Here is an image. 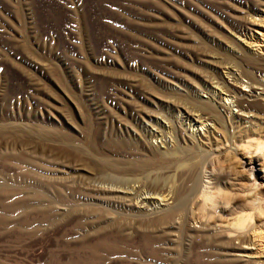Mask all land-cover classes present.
I'll list each match as a JSON object with an SVG mask.
<instances>
[{"label": "rangeland", "instance_id": "obj_1", "mask_svg": "<svg viewBox=\"0 0 264 264\" xmlns=\"http://www.w3.org/2000/svg\"><path fill=\"white\" fill-rule=\"evenodd\" d=\"M261 2L262 0H0V264H177V261L178 264H234V260H231L233 258H226L225 262L212 259L213 263L208 262L209 252L206 251L210 250V243L217 239L205 229V219L199 216L196 209L193 210L192 204L186 205L188 209L183 210L185 214L182 212L183 215H179L181 217L177 216L179 220L160 219L159 215H163L175 202L161 199L160 196L164 195L162 190L152 189L150 183L167 189L166 184L172 181L169 188L177 181V185L180 178L178 174H175L178 178L174 177V172L177 173L175 170L168 172L167 176V171L164 172L155 166L157 163H151L149 159H155L153 156L158 155L159 148V154L163 151L162 155L167 153L165 156H171L174 149L190 144H185L183 133L187 136L191 133L203 135L205 127H200V123H196L195 127L189 125V122L185 123L180 112L186 107L194 111L200 110L194 105L193 99L207 100L205 97L210 95V89L205 88L206 82L211 84L208 85L209 88L212 85L217 87L216 82L222 81L220 72L228 77L225 74L227 70L237 68L238 72L234 71L240 78L241 88L251 90L248 85L250 81L242 76L239 62L226 53L239 52L236 41H241L245 35L237 29L236 24L243 22L244 18H251L256 9H262ZM255 16L253 15L257 19L258 16ZM181 35L187 39H182ZM235 37L236 41L233 39ZM205 40L204 44H200ZM189 49H194L195 52L187 51ZM201 50L209 52L211 59L202 58V62L197 60L199 54L196 51ZM240 51L242 53V49ZM204 60L218 63L213 65L218 68V73ZM257 71L253 70L255 78L264 83V72ZM255 85V90L260 95L262 87L259 88L258 83ZM214 90L216 89L211 88L210 91ZM231 98L227 103L236 114L238 108ZM219 110L227 117L224 108ZM255 113L257 121L253 127L258 126L259 130H256L259 133H251L241 139L238 138L240 129L237 121L230 122L228 118L224 119L225 123L208 121L206 128L213 131L215 128V136L220 138L222 135L224 139L218 141L209 134L207 136L211 138L210 143L207 140L202 143L200 137H194V145L190 146L189 153L184 156L186 161H182L188 163V167L192 162L199 168L204 164L211 174L214 170L213 181L215 179V183L223 191L241 186L245 188L246 195L241 194L232 204L236 207L252 197L247 194L251 183L248 176L252 172L247 163L255 166V173L264 174V149L261 151L258 146V142L264 146V111ZM180 122H183V128ZM249 126L244 124L240 128H252ZM165 129L168 130L165 132ZM182 129L186 131L182 133ZM198 129L203 130L199 132ZM93 136L96 137L95 140ZM112 138L114 141L117 138V143L130 148L129 151L134 155L130 159H136L138 154V161L132 164L129 158L121 156L103 161L99 156L100 150L108 146L111 149L110 145L114 143ZM149 142L154 143L155 147ZM72 143L76 146L73 147ZM88 145L91 146L90 152ZM140 145H144L143 149ZM153 149L156 150L155 153ZM142 150L151 157L145 155L148 158L145 160ZM94 151L98 155L91 154ZM135 163L138 165L134 166ZM168 165L174 167L178 164L172 160ZM119 167L125 169L123 173L118 175L112 172ZM154 173H158V183L155 182L154 177L157 175ZM161 173L162 177L159 176ZM187 173L188 170L182 178L184 192L189 188L186 178L190 179V174ZM91 186L97 190L94 192ZM103 186H120L119 189L123 188L124 191L121 189L120 194H106ZM129 189L139 197L138 200L130 191L125 192ZM157 190L160 194L158 196L154 194ZM257 191L262 194L260 196L264 204V182ZM97 194L103 198L97 197ZM152 196L157 200L148 202ZM115 197L122 201V205ZM93 203L102 208L92 205ZM134 203L138 206L133 205ZM149 203H152L151 206ZM123 204L129 206H126L129 211ZM112 207L113 210L110 211ZM189 207L193 208L194 213ZM138 208L143 209V212ZM134 214L138 215L137 220ZM113 220L115 221L112 222ZM250 222V225L257 222L260 226L257 231L264 232V213ZM200 224L204 226V230L199 227ZM113 225L119 230H115ZM244 232L245 230L240 231ZM202 236H208V239L203 240ZM236 238L238 234L232 233L231 240L235 245L247 247L252 244L250 248L253 247V251H256V257L261 253L258 259L255 258V262L259 260L257 264L264 259V238L252 237L251 241L247 240V244H241L240 239ZM213 243L218 245L219 242ZM205 247H208L207 250ZM198 252L207 258L206 261ZM194 258H199V261ZM235 263L242 264V261ZM247 263L252 264L243 262Z\"/></svg>", "mask_w": 264, "mask_h": 264}, {"label": "bare ground", "instance_id": "obj_2", "mask_svg": "<svg viewBox=\"0 0 264 264\" xmlns=\"http://www.w3.org/2000/svg\"><path fill=\"white\" fill-rule=\"evenodd\" d=\"M261 6H262V9H256L255 11H253V15H256L255 17H257L258 16V18L256 19V18H254L253 17V15H252V17L251 18H244L243 19V22H241V23H237L236 24V27H237V29L238 30H240V31H242V32H244V35H245V38H243L241 41H236V37L235 38H233V39H235V41L237 42L235 45H236V47L238 46V48H239V52H241L240 50L242 49V53H239L238 52V50L236 51V52H233L232 51V53H226L227 54V56H230V58H232V57H234L235 58V61L237 60V62H239V66H240V68L242 69V76L243 77H246L247 79H248V81H250V84H248V85H250V87H251V90H249V91H246V90H243L242 88H241V86H240V78H239V76H237V74L235 73V71L234 70H237V68H235L234 70H227V68L225 69V71L227 70V73H225V74H227L228 75V77H226L225 75H223L222 74V72H220V75H221V77H222V81L221 82H216V84H215V82H214V84L215 85H217V87H213V85L212 86H210V88L208 87V85H211V84H209V83H207L206 82V89L207 90H211V88H214V89H216V90H214V92L213 91H210L209 90V94L210 95H208V97H205V98H208L207 100H196V99H193L194 100V102H195V104L194 105H196L197 107H199V109L200 110H196V111H194V110H191L190 108H187L186 107V109H184L182 112H180V114H181V118H184V121H185V123H188L189 122V125H192L193 127H195V125H196V123H200V127L202 126L203 128L205 127V129H206V131L203 133V135H201V133L200 134H198V135H192V133H191V135H188L187 136V134L185 133H183V132H185L186 130L184 129H182V135H183V138H184V142H185V144H186V142H188V143H190V144H186L185 145V147H180V148H176V149H174L173 151H174V153H172L171 154V156H165V155H162V153H163V151L161 152V154H159V151L161 150V148H159L160 150H158V155L156 154L155 155V157L153 156V158H155V159H153V160H150L149 159V161H151V163H157L155 166H157V167H159V168H161V169H163L164 170V172H166V174L168 173V172H174V170L175 171H177V173H175L174 172V177L176 176L175 174H178V176H179V178H180V181H181V183H180V181L178 180V184L176 185L175 183L177 182H175L173 185L171 184V186L168 188V185H169V183H171V182H169L168 184H166V182L164 181V180H166V179H164L163 180V182H165V184L167 185V189L164 187V186H162L161 185V188H160V186L158 185V184H154V183H150L151 184V188L152 189H154V188H159V191L160 190H162V192L164 193V195H162V196H160V198L162 197L163 198V200H166L167 201V199L168 200H172L173 202H175V206L173 205L170 209H168L169 207H167V209L168 210H166L164 213L162 212L163 210H161V214L163 213V215H159V216H161V220L162 221H168V220H173V219H177V220H179L178 218L179 217H181V216H179L180 214H182V212H183V210H185V208H186V210L188 209L187 207H186V205L187 204H192V206L191 207H193L194 206V209L193 210H197V212H198V214H199V216L202 218V219H205V221H206V223H204L205 224V229L207 230V231H209L217 240H218V242H217V240H213L211 243H210V241L208 242V240H207V242L208 243H210V245L211 246H213V247H215V248H213V249H215V251L216 252H214V250L210 247V245H209V248H210V250L208 249H206V248H208V247H205V250H207L206 252H209V256H208V262L209 261H211V259L212 260H215V261H217V262H223L226 258L227 259H230V258H233V259H231V260H234V262H232V263H234V264H236L235 263V261L237 262V261H242V264H243V262H251L252 264H257L258 262H259V260L257 261V262H255L256 260H255V258H257V257H260V256H258V255H260V254H258L257 255V257H256V251L254 252L253 250V247L252 248H250L251 247V245L250 246H248L247 245V247H245V246H241V245H235L234 244V242L231 240V238H232V233H237L238 234V238H236L237 240H239L240 239V242H241V244H245L246 242H247V240H250L251 241V238L252 237H260V238H264V232L263 231H257V228L258 227H260V226H258L259 224H257V222H256V224L255 225H250V221H253L254 219H257V217L259 218V216H261V215H263V207H262V204H263V199H261L262 197L260 196V195H262V194H258V193H260V192H258L257 190H260V188H261V186H262V183L264 182V174H259V173H255L254 172V170H255V166L252 164V163H250V162H248L247 164L248 165H250V167L252 168V172H251V174L248 176L249 177V180L251 181V183H250V185L248 186V187H250L249 189H247V191H248V193L247 194H249L250 196L252 195V197H251V199L248 201V200H244V202L243 203H241L240 205V207H239V205H238V207H236L235 206V204H234V206L232 205L233 203H234V201H235V199L236 198H239L238 196H240L241 194H243V195H246L245 193H246V189L245 188H241V187H238V188H233V189H229V191H223L222 190V188L221 187H219V185H217V183H215V179H214V181H213V178H212V175H213V173H215V172H213L212 171V174H211V171H209L207 168H205V167H207L206 165H202V167H197L195 164H193V163H195V162H192V163H190V164H192L190 167H188L187 165H189L188 163H182V161H186V160H184V159H186L184 156L186 155V154H188L189 153V151H190V148L192 147V145H194V142H195V140H194V137L195 138H199L200 139V141L202 142V143H204L205 142V140H207V141H209L208 143H210V141H211V138H209V134H211V136H213V137H215L216 139H218V141L219 140H223L224 139V136H220V138L217 136H215V135H217V134H215V128H214V131L211 129V128H209V127H207L206 128V126H208L209 124H208V121H211V120H214V122H217V121H219V122H221V123H225V118H228L229 119V121L231 122H235V121H237V123L239 124V136H238V138L239 139H241V138H245V137H248V135L249 134H251V133H253V134H255L256 132L257 133H259L257 130H256V128L258 127H253V125L254 124H256V119L255 118H257L256 116H255V112L256 111H264V83L263 82H259L256 78H255V74L253 73V70L255 71V69H257L258 71L259 70H262L263 72H264V0H262V2H261V4H260ZM250 14H252V13H250ZM242 19V18H241ZM180 33V32H179ZM183 35V34H182ZM181 35V36H182ZM180 37V36H179ZM183 37V36H182ZM239 37V36H238ZM241 37V36H240ZM181 38V37H180ZM197 38V37H196ZM195 38V39H196ZM203 38V37H202ZM182 39H187V38H185V36L182 38ZM193 39H194V37H193ZM200 39V37L198 38V40ZM205 39V38H204ZM203 39V40H204ZM197 40V39H196ZM195 40V41H196ZM232 40V39H231ZM190 41V40H189ZM207 40H205V41H201L200 42V44L202 43V44H204V42H206ZM196 42H199V41H196ZM232 42V41H231ZM183 43V42H182ZM190 43V42H189ZM194 43V42H193ZM192 43V44H193ZM234 43V42H233ZM196 44H198V43H196ZM200 44H198L200 47L202 46V45H200ZM207 44V43H206ZM188 45V44H187ZM190 45V44H189ZM194 45H195V43H194ZM184 46H185V44H184ZM196 46V45H195ZM206 46H208V45H206ZM206 46H204V47H206ZM217 47V46H216ZM195 49V48H194ZM193 49V51L195 52V50ZM197 49V48H196ZM207 49V48H206ZM198 50H199V48H198ZM204 50V49H203ZM203 50H201V51H196V53H198L199 54V56H197V60H200L201 61V59L202 58H204V59H211V57H212V55L209 53V52H207V51H203ZM209 50V49H208ZM187 51H192V49L190 50H187ZM192 51V52H193ZM215 51H216V49H215ZM218 52V51H217ZM220 58H222V57H220ZM219 58V59H220ZM216 59V58H215ZM223 60V59H222ZM222 60H220L221 61V63H222ZM203 61V60H202ZM201 61V62H202ZM204 62L205 63H207V64H209L211 67H213V65L215 66V65H218V63H216V64H214V61L213 60H204ZM215 62H218V60H215ZM225 62V61H224ZM220 64V63H219ZM225 66V65H224ZM223 67V66H222ZM229 67V66H228ZM230 68V67H229ZM233 68V67H232ZM213 69V71L214 72H217L218 73V68H216V67H213L212 68ZM258 71H257V73H258ZM237 72H238V70H237ZM241 72V71H240ZM239 74H241V73H239ZM242 77V78H243ZM207 80H209V79H207ZM213 81V80H212ZM255 83H258V85H259V88H261L262 87V93L260 94V95H258V93H257V90H255V89H257L256 87H258V86H256L255 85ZM213 84V83H212ZM243 85V84H242ZM254 85L256 86V87H254ZM203 87V86H202ZM249 87V86H248ZM258 88V89H259ZM159 89V88H158ZM213 90V89H212ZM154 91V90H153ZM196 92H197V90H195ZM156 92V91H155ZM198 93V92H197ZM165 96V95H164ZM196 96V95H195ZM197 96H198V94H197ZM199 97V96H198ZM223 97H225V98H223ZM230 97H232L233 99H234V101H233V103H236V105H235V107H237L238 108V110H237V112H236V114H234L232 111H234V110H232V108H230V105L227 103V101H229L230 99ZM165 98V97H164ZM169 98V97H168ZM231 98V99H232ZM203 99V98H202ZM232 99V100H233ZM166 100V99H165ZM224 100V101H223ZM167 102H168V100H167ZM168 103H170V102H168ZM172 103V102H171ZM232 104V103H231ZM166 105V104H165ZM177 107H179V106H177ZM175 108V107H174ZM221 108H224L225 109V111L227 112L226 114H227V117L225 116V114L224 113H221L220 112V110L219 109H221ZM172 109V108H171ZM175 110H177V109H175ZM224 111V112H225ZM180 117V116H179ZM221 118H223V119H221ZM203 119V120H202ZM201 120V121H200ZM236 123V124H237ZM168 124V123H167ZM179 124V123H178ZM181 124H183V122L181 123L180 122V125ZM244 124H249L250 126L249 127H252V128H247V129H245V127H241L240 128V125H243L244 126ZM179 125V126H180ZM185 125V124H184ZM213 125H215V124H213ZM231 125H232V123H231ZM235 125V124H234ZM246 126V125H245ZM160 127H162V126H160ZM213 127V126H212ZM215 127V126H214ZM237 127V126H236ZM159 128V127H158ZM181 128H183V125H181ZM161 129V128H160ZM258 129V128H257ZM163 130H164V128H163ZM166 130H168V129H165V132H166ZM200 130H203V129H198V131L200 132ZM259 130V129H258ZM89 131H90V129H89ZM160 131V130H159ZM157 132V131H156ZM263 132V131H262ZM89 132L87 131V134H88ZM152 133V132H151ZM171 133V132H170ZM90 134H91V132H90ZM143 134V133H142ZM145 134V133H144ZM158 134V133H157ZM213 134V135H212ZM86 135V134H85ZM94 135V134H93ZM148 135V134H147ZM152 135H153V133H152ZM166 135H167V133H166ZM207 135H209V136H207ZM90 137H91V135H89ZM154 136V135H153ZM158 136V135H157ZM74 137V136H73ZM72 137V139H74ZM87 137H88V135H87ZM143 137V136H142ZM146 137V136H145ZM150 137H151V139H152V136H151V134H150ZM156 137V136H155ZM162 137H163V135H162ZM162 137H161V139H162ZM94 140L96 139V137L94 138V136L92 137ZM105 138H106V140H107V137H106V135H105ZM117 138H118V136H117ZM117 138H115V140L116 141H114V139H113V141H114V143L112 142V144L110 145V147H112L111 149L110 148H108V147H106V148H104V149H101L100 151V153H101V155H99V156H101L100 158L103 160V161H110V158H112V157H117V156H121L122 158L123 157H127V158H129V157H134V155L132 154V151L130 152L129 151V147L127 148V147H124V146H122V144L119 142V143H117ZM120 138V137H119ZM144 138V137H143ZM147 138H148V136H147ZM147 138L145 139L146 141H147ZM164 138V137H163ZM214 138V139H215ZM67 139V138H66ZM68 139H70L69 137H68ZM67 139V140H68ZM155 139V138H154ZM160 139V138H159ZM76 140H77V138H75V142H76ZM90 140V139H89ZM105 140V139H104ZM122 140V139H121ZM126 140V139H125ZM153 140V139H152ZM163 140V139H162ZM260 140V139H259ZM92 142H93V140H91ZM100 141V140H99ZM127 141V140H126ZM126 141H124L125 143H126ZM129 141V140H128ZM132 141V140H131ZM134 141H136L135 139H134ZM138 141V140H137ZM145 141V142H146ZM148 141H150L149 140V138H148ZM164 141V140H163ZM194 141V142H193ZM204 141V142H203ZM225 141H226V139H225ZM261 141V140H260ZM74 142V143H75ZM95 142V141H94ZM93 142V143H94ZM116 142V143H115ZM122 142V141H121ZM123 142V143H124ZM140 142V141H139ZM139 142H137V147H138V151H139ZM71 142L69 141V144H70ZM74 143H72V145H74ZM78 143V142H77ZM102 143V142H101ZM101 143H99V144H101ZM104 143V142H103ZM107 143H108V141H107ZM129 143H131V142H129ZM149 143H151V144H154V143H152V142H149ZM220 143H221V141H220ZM89 144H91V143H89ZM96 144H97V146H98V143L96 142ZM132 144V143H131ZM135 144H136V142H135ZM148 144V143H147ZM150 144V146L152 147V145ZM71 145V144H70ZM107 145V144H106ZM144 145H145V143H144ZM144 145H142V146H144ZM149 145V144H148ZM222 145V144H221ZM76 145H74L73 147H75ZM88 146H90V145H88ZM103 146H105V145H103ZM102 146V147H103ZM132 146H134L133 144H132ZM131 146V147H132ZM141 146V145H140ZM142 146H141V148H142ZM150 146H148L149 148H150ZM191 146V147H190ZM258 146L259 147H261V148H259V150H263L264 149V146H263V144L262 143H260V142H258ZM72 147V148H73ZM123 147V148H122ZM136 147V146H135ZM148 147H147V149H148ZM154 147H155V144H154ZM160 147V146H159ZM217 147H219V146H217ZM77 148H78V145H77ZM76 148V149H77ZM87 148H90V150H89V152L90 151H92L91 150V146L90 147H87ZM99 148V147H98ZM141 148H140V150H141ZM157 148H158V146H157ZM156 148V149H157ZM221 148H223V149H225L223 146H221ZM74 149V148H73ZM100 149V148H99ZM143 149V148H142ZM88 150V149H87ZM95 150V149H94ZM135 150V149H134ZM144 150H146L145 148H144ZM151 150V149H150ZM217 150H218V148H217ZM137 151V150H136ZM143 151V150H142ZM152 151V150H151ZM169 151V150H168ZM88 152V151H87ZM144 152V151H143ZM142 152V153H143ZM147 153H148V151H146ZM153 152L155 153L156 152V150L154 151V149H153ZM98 152H96V154H95V151H94V153L93 152H91V154H95V155H98L97 154ZM135 153V152H134ZM141 153V152H140ZM154 153H152L153 155H154ZM221 153V152H220ZM262 153H264V151L262 152ZM88 154V153H87ZM215 154V153H214ZM222 154V153H221ZM93 155H92V157H93ZM135 155H136V153H135ZM140 155H142V154H140ZM144 156L145 155H147V154H145V152H144V154H143ZM178 155H181V156H178ZM218 155V154H217ZM137 156L139 157V155L137 154ZM147 156H149V154L147 155ZM147 156H145V160H146V158H147ZM172 156H174V157H172ZM187 156V155H186ZM91 157V156H90ZM138 157L136 158V159H138ZM141 157H143V156H141ZM149 157H151V155L149 156ZM191 158V157H190ZM125 159V158H124ZM123 159V160H124ZM130 159V158H129ZM135 158H132V159H130V161L129 162H131L132 164L134 163V162H137L138 160H134ZM144 159V158H143ZM143 159H141L140 158V160H143ZM148 159V158H147ZM125 160H127V159H125ZM139 160V161H140ZM172 160H175L176 162H177V166H169L168 165V162L169 161H172ZM188 160H189V157H188ZM191 160V159H190ZM122 161V160H121ZM124 162V161H123ZM146 162V161H145ZM142 163V161L140 162V163H138L139 165ZM144 163V162H143ZM180 163V164H179ZM137 163H135L134 164V166H137L138 165ZM187 164V165H186ZM145 165L147 166V164L145 163ZM151 165V164H150ZM155 169H156V167H154ZM159 168H158V170H159ZM155 169H153V172H154V170ZM123 170H125V169H122L121 167H119V169L118 170H113L112 172L114 173V172H116L115 174H117L118 173V175H119V173H123L124 171ZM188 170V173L187 174H190V179H188V178H186L187 179V181H188V183H189V188L184 192V187H185V185L183 184V182H182V178L185 176L184 175V172L185 171H187ZM102 172H105L104 170H101ZM100 171V172H101ZM263 172V170H260V172ZM150 172H152V171H150ZM156 172H157V170H156ZM159 172V171H158ZM161 172H162V170H161ZM102 174V173H101ZM153 174V173H152ZM155 174V173H154ZM162 174L163 173H161L159 176L160 177H162ZM121 175V174H120ZM149 176L151 175V174H148ZM157 175V176H156ZM165 175V174H164ZM171 175V174H170ZM172 175H173V173H172ZM135 176V175H134ZM153 176V175H152ZM151 176V177H152ZM155 176L156 177H154L155 178V182H157V179L156 178H158V173L157 174H155ZM166 176V175H165ZM167 176H168V174H167ZM137 177V176H136ZM148 177V176H147ZM164 177V176H163ZM177 177V176H176ZM150 178V177H149ZM154 178H152V179H154ZM173 178V177H172ZM171 177H170V179H172ZM178 178V177H177ZM104 179V178H103ZM124 179V178H123ZM151 179V180H152ZM148 180V179H147ZM160 180V179H159ZM99 181V180H98ZM101 181V180H100ZM109 181V180H108ZM120 181V180H119ZM168 181H170V180H168ZM113 182V181H112ZM115 182V181H114ZM147 182V181H146ZM149 182V181H148ZM152 182V181H151ZM101 183V182H100ZM107 183V182H106ZM126 183V182H125ZM158 183V182H157ZM215 183V184H214ZM104 184V183H103ZM245 184V183H244ZM243 184V185H244ZM86 185V184H85ZM97 185V184H96ZM95 185V186H96ZM108 185V184H107ZM112 185H113V183H112ZM121 185V184H120ZM145 185H147V184H145ZM144 185V186H145ZM84 186V185H83ZM98 186V185H97ZM114 186V185H113ZM86 187H89V186H86ZM93 186H91V188H92ZM104 187V186H103ZM120 187V186H119ZM119 187H116V188H113V187H104L103 189V191L105 192V188H106V194H107V192L109 193V194H120V190L121 189H123V188H121V189H119ZM245 187V186H244ZM59 188V187H58ZM91 188L89 189V190H91ZM117 188L119 189V190H117ZM140 188V187H139ZM138 188V189H139ZM143 189H144V187H142ZM145 188H148V186L146 187L145 186ZM137 189V190H138ZM141 189V188H140ZM245 189V190H244ZM61 190V189H60ZM92 190H94V188H92ZM95 190H97V189H95ZM95 190H94V192H95ZM98 193H100V189L98 188ZM134 190V189H133ZM132 190V191H133ZM135 190H136V188H135ZM142 190V189H141ZM141 190H140V192H141ZM156 190V189H155ZM81 191V190H80ZM102 191V190H101ZM122 191H124V189L122 190ZM129 192L130 191V189L129 190H126L125 192ZM148 191H149V189H148ZM150 191H151V189H150ZM59 192V191H58ZM57 192V193H58ZM97 192V191H96ZM104 192H102V194H101V196L103 195V193ZM127 192V193H128ZM136 192V191H135ZM138 192V191H137ZM136 192V193H137ZM158 192V190L154 193V194H157V196L158 195H160V194H158L157 193ZM162 192H159V193H162ZM166 192V193H165ZM86 196H87V194H86V192H83ZM89 193L90 192H88V196H89ZM130 193H131V191H130ZM134 193V192H133ZM62 194V193H61ZM60 194V195H61ZM122 194H124V193H122ZM121 194V195H122ZM132 194V193H131ZM150 194V193H149ZM58 195V194H57ZM82 195V194H81ZM84 195V196H85ZM94 195V194H93ZM92 195V198L94 197ZM96 195V194H95ZM98 195V194H97ZM105 195V194H104ZM132 195H134V197L135 198H137V200H138V198L139 197H136L135 196V194H132ZM131 195V196H132ZM151 195H152V193H151ZM151 195H150V197H151ZM184 195H186V196H184ZM64 196V195H63ZM67 196V195H66ZM75 196V195H74ZM79 196V195H78ZM77 196V197H78ZM85 196V197H86ZM90 196H91V194H90ZM89 196V197H90ZM100 195H98L97 197H99ZM100 196V197H101ZM113 196V195H112ZM123 196V195H122ZM127 196H128V194H127ZM138 196H139V193H138ZM149 196V195H148ZM155 196V195H154ZM157 196H155V197H157ZM248 196V195H247ZM68 198H69V196H67ZM80 197V196H79ZM78 197V198H79ZM96 197V198H97ZM107 198H108V196H106ZM114 197V196H113ZM133 197V196H132ZM142 197V196H141ZM144 197V196H143ZM153 198V196H152V198L151 199H149L148 197V202H155V200H157V198ZM60 198V197H59ZM75 198V197H74ZM87 198V197H86ZM85 198V199H86ZM101 198H103V197H101ZM112 197H110V199H111ZM116 198V197H115ZM119 198V197H118ZM124 198H125V195H124ZM126 198H128V197H126ZM159 198V199H160ZM161 198V199H162ZM264 198V197H263ZM84 199V200H85ZM89 199H91V198H89ZM109 199V200H110ZM114 199V198H113ZM117 199V198H116ZM115 199V200H116ZM132 199V198H131ZM108 200V201H109ZM112 200V199H111ZM119 199H117L116 201H118ZM140 200V199H139ZM143 200H144V198H143ZM96 201V200H95ZM98 201V200H97ZM114 201V200H113ZM115 201V202H116ZM124 201V200H123ZM147 201V200H146ZM162 201V200H161ZM172 201H169L170 203H173ZM89 202V201H88ZM91 202V201H90ZM100 202H101V200H100ZM119 202H120V200H119ZM126 202V201H125ZM125 202H123V203H125ZM133 202V201H132ZM137 202V201H136ZM140 202V201H139ZM142 202H144V201H142ZM83 203V202H82ZM85 203V202H84ZM92 203V202H91ZM102 203V202H101ZM112 203V202H111ZM141 203V202H140ZM168 203V202H167ZM169 203V204H170ZM81 204V203H80ZM88 205H89V203H87ZM96 204V203H95ZM100 204V203H99ZM106 204H107V201H106ZM108 204H110V203H108ZM116 204V203H115ZM120 204L122 205V201L120 202ZM143 204V203H142ZM142 204H141V206H142ZM150 204V203H149ZM152 204V203H151ZM151 204L149 205V206H151ZM91 205V204H90ZM92 205H94V203L92 204ZM97 205L98 204H96V205H94V206H96L97 207ZM113 205V204H112ZM116 205H118V204H116ZM120 205V206H121ZM124 205V204H123ZM133 205H135V203L133 204ZM264 205V204H263ZM75 206H77V205H75ZM84 206H85V204H84ZM83 206V207H84ZM98 206H101V205H98ZM104 206V205H103ZM106 207H107V205H105ZM115 206V205H114ZM113 206V207H114ZM125 206V205H124ZM126 206H127V204H126ZM125 206V207H126ZM136 207L138 206V204L137 205H135ZM145 206H147V205H144V207ZM92 207V206H91ZM113 207H112V209H109L110 211H112L113 210ZM124 207V208H125ZM127 207H129V206H127ZM127 207H126V209H127ZM139 207H140V205H139ZM89 208H90V206H89ZM101 208H102V206H101ZM104 208V207H103ZM111 208V207H110ZM105 209V208H104ZM108 209V208H107ZM123 209V208H122ZM130 209V208H129ZM131 209H132V207H131ZM139 209V208H138ZM137 209V210H138ZM165 209V208H164ZM192 209H190V207H189V210L190 211H192ZM89 210V209H88ZM128 210V209H127ZM140 210V209H139ZM143 210V209H142ZM142 210H140V212L142 211ZM185 210V211H186ZM71 211V210H70ZM105 211H106V209H105ZM105 211H104V213H105ZM129 211V210H128ZM136 211V210H135ZM147 211V210H146ZM145 210H144V212H146ZM83 212V211H82ZM88 212V211H87ZM133 212V211H132ZM143 212V211H142ZM193 213H194V211H192ZM71 213V212H70ZM70 213H69V215H70ZM104 213H103V215H104ZM136 213V212H135ZM148 213V212H147ZM160 213H158V214H160ZM184 214H185V212H183ZM75 214H77V213H75ZM74 214V215H75ZM93 214H94V212H93ZM98 214V213H97ZM96 214V215H97ZM142 214V213H141ZM140 214V215H141ZM144 214V213H143ZM142 214V215H143ZM187 214H189V213H187ZM197 214V213H196ZM198 214H197V216H198ZM79 215H80V213H79ZM88 215V214H87ZM133 215V214H132ZM135 216L134 217H136V219L135 220H137V216L139 215V213H138V215L137 214H134ZM137 215V216H136ZM147 215V214H146ZM146 215H143V216H146ZM183 215V214H182ZM191 215H192V213H191ZM190 215V216H191ZM193 215H195V214H193ZM91 216V215H90ZM147 216H149L150 217V215H147ZM177 216H179V217H177ZM187 216V215H186ZM185 216V217H186ZM189 216V215H188ZM197 216H194V217H197ZM110 217V216H109ZM134 217H132V218H134ZM142 217V216H141ZM183 217V219H185L184 218V216H182ZM193 217V216H192ZM85 219H86V217H84ZM90 218H92V217H90ZM94 218H95V216H94ZM94 218H92L93 220H94ZM148 218V217H147ZM158 218V219H159ZM198 218V217H197ZM83 219V218H82ZM103 219V218H102ZM104 219H105V217H104ZM110 219V218H109ZM139 219L140 220H142L140 217H139ZM180 219H182V218H180ZM182 219V220H183ZM187 219H188V217H187ZM186 219V220H187ZM191 220H192V218H190ZM195 219V218H194ZM194 219H193V221H194ZM97 220H100V219H97ZM132 220H134V219H132ZM176 220V221H177ZM185 220V221H186ZM234 220V221H233ZM84 221V220H83ZM86 221V220H85ZM105 221H107V220H105ZM115 220H113L112 222H114ZM143 221V220H142ZM141 221V222H142ZM147 221V220H146ZM185 221H184V223H185ZM195 221H196V219H195ZM200 221H202L201 219H200ZM200 221H197V222H200ZM79 222V221H78ZM91 222V221H90ZM97 222V221H96ZM95 222V223H96ZM112 222H111V224H112ZM150 222V221H149ZM153 222H154V220H153ZM187 222V221H186ZM203 222V221H202ZM80 223H81V221H80ZM79 223V224H80ZM87 223V222H86ZM100 223V222H99ZM116 223V222H115ZM114 223V224H115ZM140 223V222H139ZM143 223H144V221H143ZM173 223V222H172ZM190 223V222H189ZM189 223H187V224H189ZM260 223V222H259ZM77 224V223H76ZM79 224L77 225L78 227H79ZM82 224H83V222H82ZM81 224V225H82ZM94 224V223H93ZM92 223H91V225H93ZM97 225H98V223H96ZM108 224V223H107ZM191 224V223H190ZM189 224V225H190ZM193 224V223H192ZM102 225H104L103 223H102ZM160 225V224H159ZM169 225V224H168ZM167 225V226H168ZM184 225V224H183ZM196 225V224H195ZM195 225H194V227H195ZM197 225H199V224H197ZM201 226H199V227H202L203 225L202 224H200ZM90 226V225H89ZM94 226H96V225H94ZM107 226V225H106ZM111 226V225H110ZM141 226H142V224H141ZM163 226V225H162ZM177 226V225H176ZM188 226V225H187ZM187 226H185V228L187 227ZM191 226V225H190ZM85 227V226H84ZM93 227V226H92ZM99 227V226H98ZM97 227V229H99ZM108 227H109V225H108ZM113 227H114V225H113ZM116 227H118V226H116ZM172 227V226H171ZM173 227H174V225H173ZM172 227V228H173ZM193 227V226H192ZM204 227V226H203ZM203 227L201 228V229H203ZM102 228H104V227H102ZM123 228V227H122ZM91 229H93V228H91ZM114 229L116 230L117 228H115L114 227ZM126 229V228H125ZM183 229V228H182ZM191 230H192V228H190ZM194 229V228H193ZM200 229V230H201ZM261 228H259V230H260ZM94 230V229H93ZM100 230V229H99ZM111 230V229H110ZM119 229H117V231H118ZM186 230V229H185ZM195 230V229H194ZM199 230V229H198ZM198 230H197V232H198ZM204 230V229H203ZM245 230V232L244 233H240V231H244ZM95 231V230H94ZM105 231H107V230H105ZM122 231V230H121ZM188 231V230H187ZM184 232V231H183ZM191 232V231H190ZM194 232V231H193ZM202 232H204V231H202ZM174 233V232H173ZM172 233V234H173ZM177 233V232H176ZM200 233V232H199ZM209 233V234H210ZM183 234V233H182ZM207 234V233H206ZM191 235H194V233L193 234H191ZM200 235H201V233H200ZM199 235V236H200ZM204 235V234H203ZM206 236V235H205ZM205 236H202V238L203 237H205ZM201 237V236H200ZM207 239H208V236L206 237ZM206 238H203V240L204 239H206ZM214 238V239H215ZM259 238V239H260ZM256 239H258V238H256ZM258 239V240H259ZM262 240V239H261ZM199 241H202V240H199ZM216 242V243H218V245H216V244H214L213 242ZM263 241V240H262ZM262 241L260 242V243H262ZM109 242V241H108ZM237 242V241H236ZM239 242V241H238ZM243 242V243H242ZM249 242V241H248ZM102 243V242H101ZM212 243L214 244V245H212ZM224 243V244H223ZM253 243V242H252ZM202 245H204V243L202 242L201 243ZM207 244V243H206ZM247 244V243H246ZM254 244V243H253ZM258 244H259V242H258ZM257 244V245H258ZM262 245V244H261ZM186 246V245H185ZM204 246H206V245H204ZM254 246V245H253ZM255 246H256V243H255ZM258 247V246H257ZM256 247V248H257ZM260 247V246H259ZM199 248H201L200 246H199ZM255 248V247H254ZM262 248V247H261ZM198 249V248H197ZM202 250L204 249L203 247L201 248ZM201 249H199V251H202ZM259 249V248H258ZM257 249V250H258ZM256 250V249H255ZM260 250V249H259ZM263 250V249H262ZM204 252V251H203ZM263 253V252H262ZM187 254H188V252H187ZM198 254H199V252H198ZM200 254H202V253H200ZM199 254V255H200ZM211 254V255H210ZM263 255V254H262ZM186 256V255H185ZM202 255H200V257H201ZM203 257V256H202ZM187 258V257H186ZM191 258V257H190ZM210 258V259H209ZM184 259V258H183ZM194 259H197V258H194ZM199 259V258H198ZM197 259V260H198ZM202 259V258H201ZM200 259V260H201ZM205 259H207L205 256L203 257V260L204 261H206ZM226 259V260H227ZM258 259V258H257ZM260 259V258H259ZM197 260H195V261H197ZM202 260V261H203ZM264 260V259H263ZM261 261L260 260V263L259 264H264L263 262L264 261ZM189 261V263H190V260H188ZM194 261V262H195ZM199 261V260H198ZM178 262L179 261H177V264H178ZM212 262V261H211ZM210 262V263H211ZM225 262V261H224ZM231 262V261H230ZM200 263V262H199ZM198 263V264H199ZM213 263V262H212ZM215 263V262H214ZM226 263H228V261H226ZM241 263V262H240ZM239 263V264H240ZM179 264H184V263H179ZM191 264V263H190ZM195 264V263H194ZM196 264H197V262H196ZM200 264H203L202 262L200 263ZM217 264V263H216ZM221 264V263H220ZM225 264V263H224ZM229 264V263H228ZM248 264V263H247ZM250 264V263H249Z\"/></svg>", "mask_w": 264, "mask_h": 264}]
</instances>
